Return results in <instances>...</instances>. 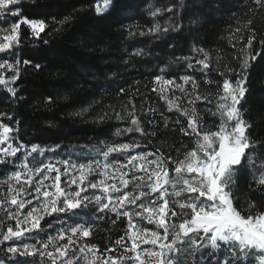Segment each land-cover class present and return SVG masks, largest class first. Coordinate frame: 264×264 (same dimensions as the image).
<instances>
[{
    "label": "trees",
    "instance_id": "1",
    "mask_svg": "<svg viewBox=\"0 0 264 264\" xmlns=\"http://www.w3.org/2000/svg\"><path fill=\"white\" fill-rule=\"evenodd\" d=\"M96 2L20 0L19 5L10 6L20 15L2 18V24L26 17L42 20L46 27L35 36L22 24L20 42L9 54L0 55V61H11L19 73L10 87L0 85V120L13 127L16 138L26 145L96 143L111 136L113 114L125 101L140 107L148 97L153 107L167 114L152 85L158 76L174 77L181 69L198 85L196 94L202 98L194 106L205 127L212 129L219 118L207 109L215 111L223 80L228 78L234 84L241 75L246 76L247 91L239 108L251 125L248 135L255 148L248 151L252 162L245 160L236 171L232 197L244 215L250 204L255 205L253 213L264 212V186L258 183L264 162V7L254 0H113L107 12L98 14ZM157 25L158 32L154 31ZM204 53L208 69L195 64V59H190L195 65L189 68V60L183 59L201 55L202 60ZM249 53L255 59H249V67L242 69ZM177 119L180 124H167L165 117L149 112L142 118V144L157 155L162 152L171 157L176 149L185 151L182 145L191 148V137L180 131L187 126V118ZM82 214L79 217L92 230L86 240L98 246V254L111 247L118 250L115 241L126 238L128 219L108 213L95 221ZM10 242L0 244V257L18 264L19 256L5 249ZM116 250L113 256L119 255ZM182 252L177 255L178 264H224L225 260L219 252L188 251L186 256ZM27 262L37 264L36 258Z\"/></svg>",
    "mask_w": 264,
    "mask_h": 264
},
{
    "label": "snow or ice",
    "instance_id": "2",
    "mask_svg": "<svg viewBox=\"0 0 264 264\" xmlns=\"http://www.w3.org/2000/svg\"><path fill=\"white\" fill-rule=\"evenodd\" d=\"M254 2L264 7V0H254ZM19 3L20 0H0V13L6 10L11 11L10 6H16ZM110 3L111 0H103L102 5L98 3L96 12L99 14L107 11ZM12 15L19 16L20 13L14 11ZM21 24L28 25L35 36H39L46 27L42 20H29L26 17L20 19L0 37V52H5L20 42ZM160 30L159 25L154 29L157 32ZM253 38L248 41L249 48ZM197 51L203 52L202 49ZM204 56L205 59L198 60L197 63L202 65L203 69H208L207 53H204ZM183 59L189 60V68L193 67L190 58ZM249 59L254 60L255 56L249 53L243 60L242 69L249 67ZM5 67L15 68L13 64H0V69ZM220 74L224 75V73ZM18 75L19 73L14 71L10 81L14 82ZM162 80L163 77H157L158 83ZM183 80L185 83H192L194 100L201 99L202 97L196 94L198 85L194 78L184 76ZM245 82L246 76L243 75L234 84L228 78L223 80L222 94L219 90L217 92L219 100L215 111L207 109L212 116L219 117V124L212 129L205 127L201 114L194 106V100L188 101L193 105L189 109L181 107L175 100L164 96L169 110L176 108L182 116L187 117V126H181L180 131L192 138L193 146L188 148L187 145H182L185 151L181 153V149H176L175 158L170 155L165 156L159 150H157L158 155L153 152L131 154L133 150L140 147L137 142L106 145V150L102 152L105 163L103 165H100L99 161L94 163L103 167L104 176L107 179H114L107 171L110 167L114 168L119 173L120 186L109 185L106 180H101L99 183L90 182L88 187L93 189L99 187L103 193L107 194L106 196H94L95 203L100 205L101 211L109 209L128 218L129 231L125 235L131 244L127 245L124 237L117 239L115 245L124 249L119 256L111 254L115 252V247L106 249L105 254H98L99 248L95 244L84 243L77 248L80 237L91 235V228L85 226L61 230L57 236L50 237L46 241H40L38 244H24L22 248L8 247L7 251L20 256L39 255L42 259L46 258L49 264H78L80 260H83L84 264H178L175 257L185 244L194 249L201 245L211 246L214 250H219L226 245L224 251L230 254V258L225 259L224 264H234L240 258L247 260L249 256L252 258L251 264H264V212L253 213L251 209L255 205L250 204L248 214L244 215L235 207L232 197L236 171L238 168H243L245 160L252 162L253 158L248 155V151L255 148V141L248 135L251 125L243 118L238 107L247 91L244 87ZM7 83L9 81L0 76V84L6 85ZM163 83L172 85L174 81L163 80ZM207 83L211 84L213 81L208 80ZM177 87L182 92L184 91L182 85H177ZM9 91L14 93V89H9ZM203 99H207V96ZM208 102L211 103L210 100ZM150 111H155V109ZM128 116L134 127L122 131L129 133L138 131L144 134L141 122L138 117H135L134 112H129ZM175 123L180 124V120L177 119ZM0 129H2L0 142H3L8 139V134L12 129L3 124H0ZM119 134L118 131L117 135ZM23 147L13 148L9 145L8 148L3 149V152L6 155L16 156V153ZM42 151L39 145H32L31 150L26 152L24 160L27 161V157L32 153L42 154ZM112 153H127L126 162L119 167L109 164L107 161ZM149 157L153 158L149 159ZM4 162L0 160V163ZM169 163L174 165L171 169L173 176L169 174ZM63 164L65 168L68 167V162L65 161ZM21 167L26 171L16 172L10 177L11 180L16 181V184L10 185L8 194L0 200V211L4 212V219H0V244L20 239L26 233L42 231L41 221L45 216L65 213L80 208L85 201L90 202L89 197L81 194L86 191L82 185L87 175L95 170L93 163L71 165V168L76 169L79 175L73 176L66 187H61L60 181L61 175H66L67 172L61 173V169L53 163L30 167L25 162L21 164ZM261 169L262 174L258 183L264 186V162H262ZM141 172L144 175H137ZM41 173L44 175L41 176ZM52 173L55 175L52 176ZM129 173L136 182L133 185L135 190L124 192L123 189H127L132 182L127 178ZM22 176L24 179L21 183ZM36 176H41V178L33 185L32 181ZM46 180H51L52 183L45 185ZM73 184L77 185L76 190H69ZM31 187L35 188L38 203L25 213L23 210L32 204V201L26 198L30 194L28 189ZM169 187L172 189L171 192H169ZM145 188L148 190L145 191ZM121 192H123L122 195L115 197L112 195V193ZM41 197H43L42 203H40ZM114 199L115 203H113ZM105 200L107 202H104ZM137 201L141 203L137 205ZM110 205L111 208H109ZM127 205H137L138 210L128 211L126 210ZM121 209L125 210L121 212ZM134 216L149 224H155L156 230L138 228L133 223ZM5 221H14L15 227L9 223L5 228ZM60 241L65 242L60 243ZM143 245L151 247L143 248ZM77 250L80 253L79 256L76 255Z\"/></svg>",
    "mask_w": 264,
    "mask_h": 264
},
{
    "label": "rangeland",
    "instance_id": "3",
    "mask_svg": "<svg viewBox=\"0 0 264 264\" xmlns=\"http://www.w3.org/2000/svg\"><path fill=\"white\" fill-rule=\"evenodd\" d=\"M112 2H113V0H111L109 8L111 7ZM98 3L102 5L103 0H97L96 6ZM109 8H108V10H109ZM107 11H105V12H107ZM9 12H13V11L12 10L11 11L6 10L5 12L0 13V19H2V18L9 19V17L12 16V13H9ZM19 21L9 22L7 24H2L1 20H0V37H2L7 30H10L13 24L18 23ZM24 25H26V24H24ZM26 26L29 27L28 25H26ZM30 30H31V28H30ZM19 32H20V29H19ZM31 32H32V30H31ZM15 45H17V44H14L13 47ZM13 47L6 50L5 52H0V55L9 54L11 52V50L13 49ZM200 57H201V55H198L195 57L189 56L188 58H190L191 60H194V59L200 60ZM5 63L6 64H13L11 61H0V64H5ZM194 63L198 64L196 62H194ZM195 64H193V65H195ZM14 71L17 72L16 66L14 69H9L7 67L0 69V76H3L5 78V80L9 81V83H7L6 85L5 84H0V85H4L5 87H10L12 85V83H14V82L10 81V78L13 76ZM178 71L180 73L174 77L168 76V74H166V73L158 76V77H163V80H172V81H174V84L166 85L163 83V80L158 83L157 78H156L153 85H152V91L155 94V97H157L161 101L163 108L167 114H162V112L160 110H158L156 107H153V105L150 103L148 97L144 101V103L142 104L143 106H140V107L137 106L135 103L131 102L130 100L125 101L122 104H120V106L117 107L116 112L113 114L112 120H113L114 124H113L111 136L108 138H104L101 141L96 142V143H91V144L81 145V146H76V147H57V146L40 147L39 146L40 149L43 150L42 154L32 153L30 156L27 157V161H25L24 157L26 155V152L31 150L32 145H26L24 143H21L16 138L15 131H14L13 127L5 124L3 121L0 120V124L6 125L10 129H12V131L8 134V139L3 141V142H0V160L5 161L4 163H0V200H3V198L8 194L10 185L16 184V181L11 180L10 177L16 172L23 173L26 171L24 168L21 167V164L25 163V162L28 163V165L30 167H36V166H40L42 164L53 163L61 169V173L67 172L66 175H64V174L61 175V181H60L61 187H66L69 184L70 179L73 176L79 175V173L76 171V169L71 168V165H77L78 166L79 164L93 163V167L95 169L93 172H91L89 175H87V177L84 181V184L82 185V187L86 188V191L82 192L81 195L89 197L90 202L85 201V203L80 208L73 209V210L65 212V213H54L51 216H45L44 219L41 221L42 231H33L32 232V233L42 232V234H40V236L34 238L32 236V233L31 234L26 233L25 236L20 238V239L11 240V242L5 246L6 251H7L8 247H20V248H22L24 244H38V242H40V241H46L50 237L57 236V233L59 231L70 229L71 227H79V226L89 227V224L82 221L83 218L81 219L79 217V216L83 215L82 213L88 214L90 216V218L95 219V221L98 219H102V217L108 213H113V214H117L118 216H123V215H119L117 212L110 211L109 209H104L103 211H101L100 205L95 203L94 196H97V195H105L106 196L107 194L103 193L102 189L99 187L95 188V189L88 187V184L90 182L91 183H99V181H101V180H106L107 184H109V185L116 184L119 187L120 186V180H119V173L112 167H110L107 171L114 177V179H107L104 176L105 170L103 169V167L97 166L94 162L99 161L100 165H103L105 163V161H104V157L102 155V152L106 150V145H111V144H116V143H132V142L139 143L140 147L133 150L131 152V154H137L140 152H152L148 148L147 145L142 144V141H143L142 140L143 139L142 133H140L138 131H134L131 133L126 132V131H122V130L129 128V127H134L131 124V118L128 116L129 112H134L135 117L139 118L142 128H143L142 118H146L147 115L149 114V112H152L153 114L159 113V115H161L162 117H165L167 124H169L170 122H175V120L178 117L187 118L185 116H182L180 114V112L177 111L176 108H172V110H169V105L167 103V100L164 99V96H167L168 99L175 100L176 103H178L181 107L189 108V109L192 108V105L188 103L189 100H194L192 83L191 82L185 83L183 80L184 76H191V75L188 72L182 71L181 69H179ZM177 85H182L184 88V91L182 92L180 90V88L177 87ZM161 90H163V91H161ZM176 98H180V99L177 100ZM199 100L200 99H196V100H194V102H199ZM218 100L219 99H217V101ZM217 101H216V103H217ZM215 106H216V104H215ZM238 107H239V105H238ZM152 108L155 109V111H150ZM121 117H123V119H121ZM118 131L120 132L119 135H117ZM0 133H2V129H0ZM191 141H192V138H191ZM9 145H11L13 148L20 147V146H24V147L21 148V151L16 153V156H11V155H6L3 152V149L8 148ZM127 155H128L127 153H124V154L112 153V154H110L107 162L109 164H113V165H116L117 167H119V165L126 162ZM176 156H177V154L175 156H173V158H175ZM152 158L153 157H149V159H152ZM65 161L68 162L67 168H65V166L63 164V162H65ZM173 167H174V165L169 163V169H170L169 174H170V176L174 175V173L171 171V169ZM42 175H44V173H41V176ZM51 175L54 176L55 173H52ZM137 175H144V173H142V172L137 173ZM41 176L34 177V179L32 181L33 185H35L36 182L38 180H40ZM127 178L132 182H130L128 188L123 189V191L124 192L134 191L135 189H134L133 185L136 182L133 180L132 174L129 173ZM23 179H24V177L22 176L21 177V183L23 182ZM51 183H52L51 180L45 181V185H50ZM17 186H19V185H17ZM76 188H77V185L73 184V185H71V188L69 190H76ZM48 190L51 191L52 189H48ZM144 190L147 191L148 189L145 188ZM171 191H172V189H171V187H169V192H171ZM28 192L30 194L26 198L28 200H31L32 204L28 205L23 210V212H25V213L31 207L36 206L38 203L36 200L37 194L35 192V188L34 187L29 188ZM122 194H123V192L112 193L113 197H115L117 195H122ZM185 195H195V194H185ZM42 202H43V197H41L40 203H42ZM104 202H107V201L105 200ZM115 202L116 201L114 199L113 203H115ZM145 202H147V201L145 200ZM140 203H141V201H137V205H139ZM137 205H127L126 210L131 211V212H135L138 210ZM170 207H171V204H170ZM109 208H111V205L109 206ZM13 210H15V209L13 208ZM124 210L125 209H121L120 211L123 212ZM76 216H78V218H76ZM0 219H4V212L3 211H0ZM74 219H77L78 221H75ZM9 223H11L13 225V227H15L14 221H5V228L7 227V224H9ZM133 223H135L138 228L139 227H145V228H148L150 230H156L155 224H149L147 221H143V220H141V218L136 217V216L133 217ZM49 225H51V227H49ZM132 230L134 231L135 229H132ZM127 231H129V228ZM86 239H87V237H80L79 238V245H77L76 247L78 248L79 246L83 245L84 243H88ZM64 242L65 241H60V243H64ZM125 243L127 245L131 244V241L128 239L127 236L125 238ZM142 247L148 248L151 246L143 245ZM226 247H227L226 245H223L219 250H214L211 248V246L201 245L199 248L194 249V248L190 247L189 245L185 244L182 246V251H183L182 256H186L184 254V252L186 253L188 251H198L202 254L204 252L208 251L210 253H217V254L219 252L222 255H224L223 256L224 259H229L230 254L225 253V251H224V248H226ZM49 250H51V249H49ZM116 251L120 255L121 253L124 252V249L119 247L118 250H116ZM7 253L12 254L8 251H7ZM69 254L71 255V253H69ZM16 255L19 256V259H21V261H19L18 264H30L27 261H29V259H35V258H36L37 264H41L42 262H44V264H49V262L47 261L46 258L42 259L39 255H36V256H20L19 254H16ZM76 255L77 256L80 255L78 250L76 251ZM128 255H132V254L128 253ZM177 258L178 257L176 256L175 259H177ZM251 259H252L251 256H249V258L247 260L240 258V259L236 260L234 263L251 264ZM0 264H11V263H8L7 261L3 260L0 257ZM78 264H84L83 260H80L78 262Z\"/></svg>",
    "mask_w": 264,
    "mask_h": 264
}]
</instances>
